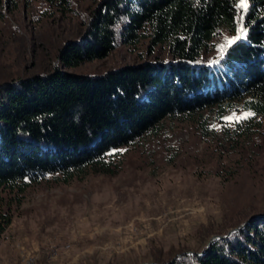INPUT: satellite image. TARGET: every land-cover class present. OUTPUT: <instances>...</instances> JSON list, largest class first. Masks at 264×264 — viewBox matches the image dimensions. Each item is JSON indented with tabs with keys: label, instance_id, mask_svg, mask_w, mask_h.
I'll list each match as a JSON object with an SVG mask.
<instances>
[{
	"label": "trees",
	"instance_id": "1",
	"mask_svg": "<svg viewBox=\"0 0 264 264\" xmlns=\"http://www.w3.org/2000/svg\"><path fill=\"white\" fill-rule=\"evenodd\" d=\"M23 1L39 3L37 23L75 11L74 0ZM93 1L83 33L56 46L51 70L0 75V236L31 184L114 172L120 148L157 134L167 118L235 99L251 120L264 117V0L245 8L240 0ZM238 33L221 53L213 47ZM143 40L148 53L164 46L167 55L91 73L69 69ZM251 217L200 250L144 264H264V212Z\"/></svg>",
	"mask_w": 264,
	"mask_h": 264
},
{
	"label": "rangeland",
	"instance_id": "2",
	"mask_svg": "<svg viewBox=\"0 0 264 264\" xmlns=\"http://www.w3.org/2000/svg\"><path fill=\"white\" fill-rule=\"evenodd\" d=\"M93 6L74 0L75 11L37 23L38 2L0 0V75L51 70L56 46L83 33ZM239 35L213 47L221 53ZM155 55L165 57L166 48L148 53L143 40L69 69L91 73ZM251 116L235 99L167 118L157 134L120 148L114 172L31 184L0 236V264H144L202 249L264 212V117Z\"/></svg>",
	"mask_w": 264,
	"mask_h": 264
},
{
	"label": "water",
	"instance_id": "3",
	"mask_svg": "<svg viewBox=\"0 0 264 264\" xmlns=\"http://www.w3.org/2000/svg\"><path fill=\"white\" fill-rule=\"evenodd\" d=\"M254 217H255V216H252L250 219H252V218H254ZM243 225H244V224L240 225V227L243 226ZM233 230H234V229L229 230L228 233H227L226 235H214V236H212V237L209 239L207 245H209V244H210L214 239H216V238H221V237H225V236H227V235H228L229 233H231ZM201 252H205V250H203V251H201Z\"/></svg>",
	"mask_w": 264,
	"mask_h": 264
},
{
	"label": "snow or ice",
	"instance_id": "4",
	"mask_svg": "<svg viewBox=\"0 0 264 264\" xmlns=\"http://www.w3.org/2000/svg\"><path fill=\"white\" fill-rule=\"evenodd\" d=\"M240 6L242 8H245L247 6V0H240ZM234 42H235L234 40L228 41L229 44L234 43ZM221 47H223V46H221ZM244 118H246V117H244Z\"/></svg>",
	"mask_w": 264,
	"mask_h": 264
}]
</instances>
